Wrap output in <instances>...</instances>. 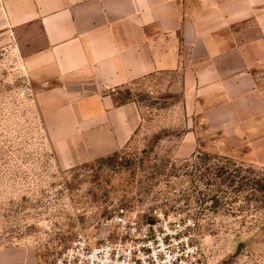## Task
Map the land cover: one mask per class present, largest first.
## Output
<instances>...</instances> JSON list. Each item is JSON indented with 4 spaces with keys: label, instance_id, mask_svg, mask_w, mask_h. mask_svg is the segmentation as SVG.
Returning <instances> with one entry per match:
<instances>
[{
    "label": "crops",
    "instance_id": "crops-1",
    "mask_svg": "<svg viewBox=\"0 0 264 264\" xmlns=\"http://www.w3.org/2000/svg\"><path fill=\"white\" fill-rule=\"evenodd\" d=\"M0 7L43 89L37 101L61 167L125 148L143 107L136 98L116 103V90L168 74L180 78L191 122L181 155L205 143V151L264 166V0H0ZM26 251L15 250L11 264H26L19 260Z\"/></svg>",
    "mask_w": 264,
    "mask_h": 264
},
{
    "label": "rangeland",
    "instance_id": "rangeland-1",
    "mask_svg": "<svg viewBox=\"0 0 264 264\" xmlns=\"http://www.w3.org/2000/svg\"><path fill=\"white\" fill-rule=\"evenodd\" d=\"M18 38L0 7V264H51L80 236L102 239V219L124 204L196 218L208 264H264V166L197 148L181 155L191 122L179 76L116 90L136 98L142 125L107 157L63 168L54 153Z\"/></svg>",
    "mask_w": 264,
    "mask_h": 264
},
{
    "label": "built area",
    "instance_id": "built-area-1",
    "mask_svg": "<svg viewBox=\"0 0 264 264\" xmlns=\"http://www.w3.org/2000/svg\"><path fill=\"white\" fill-rule=\"evenodd\" d=\"M101 229L102 239L80 236L51 264H208L196 218L180 210L120 204Z\"/></svg>",
    "mask_w": 264,
    "mask_h": 264
}]
</instances>
